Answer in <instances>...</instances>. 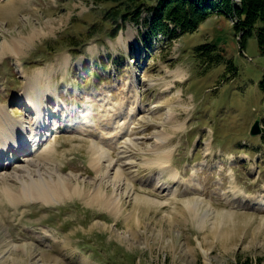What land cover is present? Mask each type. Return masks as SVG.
Wrapping results in <instances>:
<instances>
[{
  "label": "rangeland",
  "instance_id": "rangeland-1",
  "mask_svg": "<svg viewBox=\"0 0 264 264\" xmlns=\"http://www.w3.org/2000/svg\"><path fill=\"white\" fill-rule=\"evenodd\" d=\"M110 5L0 0V130L6 117L16 126L0 133V264H264L258 39L242 46L235 19L223 14L149 46L145 23L128 22L117 37L105 30L89 37ZM17 41L24 48L15 49ZM118 111L115 125L129 131L116 138L101 116ZM92 113L97 126L86 123ZM39 115L45 125H36ZM259 117L263 133L252 137ZM52 127L58 130L39 152L31 153L35 140H29L18 152L26 151L25 159L14 161L12 147L1 155L21 130L30 136L40 129L42 136V128ZM107 151L117 164L102 190L111 195L120 188L121 212L90 201L100 191ZM26 157L35 160L34 176L64 172L75 193L49 203L16 199L29 181L16 168L28 165ZM118 164L121 184L113 179Z\"/></svg>",
  "mask_w": 264,
  "mask_h": 264
},
{
  "label": "trees",
  "instance_id": "trees-1",
  "mask_svg": "<svg viewBox=\"0 0 264 264\" xmlns=\"http://www.w3.org/2000/svg\"><path fill=\"white\" fill-rule=\"evenodd\" d=\"M106 1L111 5L104 12L101 23L90 25L87 32L89 37L99 30L117 37L128 22L145 23L148 31L142 39L149 46L154 39L162 41L166 38L171 42L185 33L195 32L213 14H223L231 20L235 19L233 25L236 32L241 33L242 46L255 36L264 55V0ZM144 13H151V16L144 17ZM260 85L264 88V78Z\"/></svg>",
  "mask_w": 264,
  "mask_h": 264
},
{
  "label": "bare ground",
  "instance_id": "bare-ground-1",
  "mask_svg": "<svg viewBox=\"0 0 264 264\" xmlns=\"http://www.w3.org/2000/svg\"><path fill=\"white\" fill-rule=\"evenodd\" d=\"M24 30V29H23ZM20 31V30H19ZM40 32V31H39ZM37 33V32H36ZM44 33V32H43ZM19 35V34H18ZM36 35V34H35ZM25 36V35H24ZM16 37V36H15ZM21 38V37H20ZM28 38H30V37H28ZM37 38V37H36ZM6 39V38H5ZM11 40V39H10ZM23 40V39H22ZM15 41V40H14ZM27 41H28V39H27ZM30 41V40H29ZM35 41V40H34ZM31 42H33V41H31ZM30 42V43H31ZM27 43V42H26ZM3 44V43H2ZM6 44V43H5ZM13 44V43H12ZM30 45V44H29ZM9 46V45H8ZM4 48H7V47H5V46H3ZM11 47V46H10ZM23 47V44L20 42V41H17L16 43H15V46H14V48L15 49H21ZM29 47V46H28ZM24 48V47H23ZM6 50V49H5ZM3 52V51H2ZM1 52V53H2ZM2 57V56H1ZM1 57H0V59H1ZM69 59H70V57H69ZM68 63H69V61H68ZM69 65V64H68ZM38 73H39V71H38ZM36 75V74H35ZM42 83V82H41ZM42 85V84H41ZM26 91V90H25ZM27 97H28V99H29V101L31 100V94L29 93V92H27ZM21 96H23V95H21ZM48 97V96H47ZM38 99V98H37ZM26 104L29 106V107H32V106H30V104H29V102H26ZM39 104V103H38ZM49 105V104H48ZM49 108V107H48ZM153 107H148V109H152ZM14 109L12 108L11 109V107H10V109H9V111H8V113H7V111L5 112V116H9L8 114H10L12 111H13ZM41 110V109H40ZM53 111V110H52ZM45 113V112H44ZM48 113V112H47ZM4 114V113H3ZM93 114L94 113H92L91 114V118H86L85 117V119H87V121H86V123H87V125H90V126H97V121L96 120H93ZM119 111L118 112H109V114H104V115H102L101 117H102V119L104 120V122H106L107 124H108V127H110V128H113L114 127V129L116 130V132H115V130H114V133L111 135V136H113V137H116V138H119L120 136H122L125 132H127V131H129V129H127V127H126V125H122V124H120L119 123V125H115V123H118L119 122V120H116L113 116H115V117H117V116H119ZM3 118V117H2ZM24 121V120H23ZM37 121H38V123L36 124V125H45V123H43L44 121H42V117L39 115V118L37 119ZM88 122H90V123H88ZM128 122V121H127ZM122 123V122H121ZM124 123V122H123ZM23 125V124H22ZM21 125V126H22ZM105 126V125H104ZM16 126H15V124L9 119V117H6V118H4V125L1 127V129L2 130H0V133L1 132H4V131H6L7 129H9V130H11V129H14ZM24 128V127H23ZM26 128V127H25ZM52 129H53V132H51V130L49 129V128H45L44 130H43V128H42V130H41V134H42V136H40V129H37V131L36 132H33L34 134H30V136H29V134L27 133V132H25L24 130H21V132H20V136H17L16 137V135L14 136L13 135V137L10 139V142H9V144H8V147L7 148H5V149H3L2 148V153H1V155H3L5 152H7V150L8 151H11V149H13V160L14 161H20L21 159H25V156H23V155H26V151H23L22 153H18L19 151H21L23 148H22V145L23 144H27L28 142H29V140H32V142L35 140V142H34V144H35V148H34V150H32L31 149V153H36L41 147H42V144H44L47 140H48V138L50 137V136H52L53 134H54V132L56 131V130H58L57 129V127H56V129L55 128H53L52 127ZM33 131V130H32ZM84 131V130H83ZM10 132V131H9ZM17 132V131H16ZM85 132V131H84ZM12 134V133H11ZM10 134V135H11ZM35 135H37L38 137H36L35 138ZM106 135H105V133H104V135H102L99 139H103L104 137H105ZM5 138H6V135H5ZM7 140V139H6ZM9 141V140H8ZM36 141H38L37 142V144H39V146L36 148ZM50 141V140H49ZM164 141V140H163ZM162 141V142H163ZM55 142V141H54ZM53 142V143H54ZM92 142V141H91ZM104 142V144H109V143H107V142H105V141H103ZM129 142H130V140H129ZM2 143H3V141H2ZM1 143V144H2ZM48 143V142H47ZM46 143V144H47ZM94 143V145H93V150L95 151V153L97 154V153H99L100 152V147L98 146V144H97V142H93ZM50 144H51V142H50ZM92 145V144H91ZM24 146V145H23ZM44 146H46V145H44ZM44 146H43V148H44ZM53 146V145H52ZM5 147H6V145H5ZM9 147H12L11 149H8ZM50 147V146H49ZM56 147V146H55ZM103 147V146H102ZM42 148V149H43ZM45 149V148H44ZM49 149V148H48ZM53 149V148H52ZM55 149V148H54ZM152 149V148H151ZM25 150V149H24ZM56 150V149H55ZM91 150V149H90ZM157 150V149H156ZM49 151V150H48ZM39 152V151H38ZM94 153V152H93ZM109 152L107 151V154H108ZM47 154H49V152H47ZM54 154V153H53ZM52 154V155H53ZM100 154V153H99ZM39 155V154H38ZM37 155V156H38ZM41 155V154H40ZM50 155V154H49ZM109 155H110V153H109ZM10 156H11V153H10ZM10 156H9V158H10ZM36 156V155H35ZM48 156V155H47ZM103 155H100V157H98V161L97 162H100V158L102 157ZM1 157L2 156H0V160H1ZM7 157V156H6ZM42 157H44L43 155H42ZM96 157V159H97V156H95ZM104 157V156H103ZM8 158V159H9ZM29 157H26V159L28 160V161H26V163L28 164V165H26V164H23V163H18L19 165L16 167L17 168V171L19 170V171H21V172H23L24 174L23 175H26L27 176V178L29 179V181L27 182V183H25V185L24 186H22L23 188L21 189V187H20V189H21V192H20V195L18 196V194L17 193H14L13 194V192H11L10 191V193H11V196H14L15 194H17V198L16 199H23V200H25V199H27V198H29L28 200H33V199H35V200H38V199H40V200H42V201H46V202H51V201H53V200H56V199H59V198H63V197H67L68 195H70V194H72L73 192L75 193V191L77 190L76 189V187H73V186H75V185H72L71 183V181H69V179L67 178V177H65V173L63 172H61V173H55V171H51V173H48V172H44V170H43V172H39L38 174H37V176H34V171H35V168L34 167H36V163L34 164V162L33 161H35V160H33V161H29V159H28ZM31 158H33L32 156H31ZM41 159V158H40ZM109 159H110V161H109V164L108 165H105L106 166V170L103 168V166L101 165V163H100V165L102 166H100V168H99V172H100V176L101 177H99L100 178V181H99V184H98V190L100 189V191L95 195V191L97 192V189H95V191H94V196L92 195L91 197V199H90V201H92V202H96V201H98L97 203H98V205H100V206H105V209H107V210H111V211H113V212H121L122 211V209H121V206H120V204H121V198H123L122 197V194L119 192V190H120V188H117V189H114V192H113V194H111V195H109V194H107L105 191H103L102 189H103V185L104 184H108L110 181H109V179L108 178H111V176H110V174H111V167L113 168L114 166H116V164H117V162L115 163V157L114 156H112V155H110L109 156ZM47 162V161H46ZM102 162V161H101ZM108 162V161H107ZM11 161H9V163H7L6 164V166L7 167H10L11 166ZM15 163V162H14ZM52 163V162H51ZM103 164V163H102ZM124 164V163H123ZM38 165V164H37ZM41 165V164H40ZM44 165V164H43ZM119 165V164H118ZM5 161H4V163H0V170L1 169H4L5 167ZM39 166V165H38ZM60 166V165H59ZM12 167V166H11ZM46 167V166H45ZM48 167H50V166H48ZM99 167V166H98ZM61 168V167H60ZM44 169V168H43ZM111 169V170H110ZM114 169V168H113ZM40 170H42L41 168H40ZM60 170V169H59ZM62 170V169H61ZM60 170V171H61ZM123 168H121L120 167V165H119V168H118V170L116 171V174H115V176L113 177V179H116V181H117V184H121L122 183V179H123V175H122V173H123ZM18 171V172H19ZM45 171H47L46 169H45ZM72 171V170H71ZM36 172V171H35ZM86 172V171H85ZM16 173V172H15ZM4 174V173H3ZM63 174H65V175H63ZM72 174H76V173H73V171H72ZM78 174V173H77ZM98 174V173H97ZM16 175L17 174H15V178H16ZM2 175H0V177H1ZM7 176V175H6ZM18 176V175H17ZM55 176V177H54ZM75 176V175H74ZM78 176V175H77ZM81 176V175H80ZM99 176V175H98ZM102 176H104V177H102ZM3 177V176H2ZM8 177V176H7ZM13 177V176H12ZM19 177V176H18ZM17 177V178H18ZM37 177V178H36ZM73 177V176H72ZM71 177V178H72ZM26 178V177H25ZM74 178V177H73ZM80 178V177H79ZM5 179H6V177H5ZM10 179V178H9ZM82 180H83V178H81ZM98 179V178H97ZM113 179H112V181H113ZM4 180V179H3ZM10 180H12V179H10ZM14 180V179H13ZM25 180V179H24ZM76 180V179H75ZM7 181V180H6ZM105 181V182H104ZM21 182V181H20ZM96 182H98V181H96ZM115 182V181H114ZM4 183V182H3ZM8 183V182H7ZM10 183H11V181H10ZM90 183H92V182H90ZM14 184V183H13ZM8 185V184H7ZM80 185V184H79ZM109 185V184H108ZM112 185V184H111ZM16 186V185H15ZM15 186H14V188H15ZM76 186H78V185H76ZM81 186V185H80ZM85 186V185H84ZM88 187V186H87ZM96 187V186H95ZM19 189V190H20ZM8 190V189H7ZM91 190V189H90ZM2 191V190H1ZM0 191V192H1ZM87 191V190H86ZM81 192V191H80ZM125 192V191H124ZM82 193V192H81ZM93 193V192H92ZM79 195H80V193H79ZM88 195V194H87ZM90 195V194H89ZM88 195V196H89ZM9 196V195H8ZM11 196H9V197H11ZM73 196V195H72ZM86 196V195H85ZM4 197V196H3ZM16 197V196H15ZM69 198H70V196H68ZM80 197V196H79ZM82 197V196H81ZM84 198V197H83ZM68 199V198H67ZM12 200V199H11ZM13 201H15V200H13ZM39 201V200H38ZM60 201V200H59ZM6 202V201H5ZM17 202V201H16ZM136 202H137V200H136ZM21 203V202H20ZM44 203V202H43ZM54 203V202H53ZM45 204V203H44ZM16 205H17V203H16ZM93 205V204H92ZM95 205H97V204H95ZM144 206V205H143ZM101 208V207H100ZM102 209V208H101ZM132 211H134V210H132ZM110 213H112V212H110ZM140 213V212H139ZM120 214V213H119ZM129 214H131L130 212H129ZM147 215V214H146ZM140 216V215H139ZM131 218V217H130ZM142 219V218H141ZM130 221V220H129ZM128 221V222H129ZM207 221V220H206ZM170 222H172L171 220H170ZM97 223V222H96ZM101 223V222H100ZM204 223V222H203ZM103 224V223H102ZM172 225V224H171ZM132 234V233H131ZM133 234H134V232H133ZM25 244V243H24ZM13 247V246H12ZM29 252V251H28ZM49 258H51L52 260H55V257L54 256H52V255H48V259ZM41 260V259H40ZM59 263V262H58Z\"/></svg>",
  "mask_w": 264,
  "mask_h": 264
},
{
  "label": "water",
  "instance_id": "water-1",
  "mask_svg": "<svg viewBox=\"0 0 264 264\" xmlns=\"http://www.w3.org/2000/svg\"><path fill=\"white\" fill-rule=\"evenodd\" d=\"M263 133V129L261 127V117H259L252 126L251 135L258 136Z\"/></svg>",
  "mask_w": 264,
  "mask_h": 264
}]
</instances>
